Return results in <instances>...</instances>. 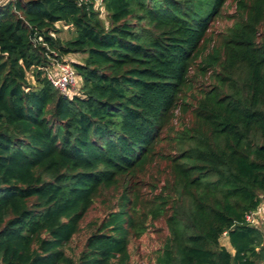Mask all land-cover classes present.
Instances as JSON below:
<instances>
[{"label": "trees", "instance_id": "16d2710c", "mask_svg": "<svg viewBox=\"0 0 264 264\" xmlns=\"http://www.w3.org/2000/svg\"><path fill=\"white\" fill-rule=\"evenodd\" d=\"M97 1L0 5V264H264V0Z\"/></svg>", "mask_w": 264, "mask_h": 264}, {"label": "built area", "instance_id": "2783aa9c", "mask_svg": "<svg viewBox=\"0 0 264 264\" xmlns=\"http://www.w3.org/2000/svg\"><path fill=\"white\" fill-rule=\"evenodd\" d=\"M8 0H1L0 5L4 4ZM45 74L49 82L54 88H56L63 96L70 97L75 94L77 74L68 62L56 61L52 62L51 66L45 69ZM263 210L259 207L255 212L247 214L245 217L246 222L257 227L258 217L261 216ZM226 236V234H224Z\"/></svg>", "mask_w": 264, "mask_h": 264}, {"label": "rangeland", "instance_id": "374dc122", "mask_svg": "<svg viewBox=\"0 0 264 264\" xmlns=\"http://www.w3.org/2000/svg\"><path fill=\"white\" fill-rule=\"evenodd\" d=\"M99 2L100 0L97 1V7L98 9L100 10L101 12V19L104 21V24L107 25V19H106V14L104 13V10H102V8L99 5ZM228 12L231 13L232 12V9H228ZM229 25V23L226 21V20H221V21H217L216 24H215V32H219V31H222L225 29V27H227ZM58 28H60V30H62L60 33H59V36L62 38V39H72L74 36H75V33L74 31H66V29L64 28L63 29V26L62 25H58ZM80 57L78 56H73V55H70L68 57H65L64 61L65 62H72V61H77L79 60ZM32 81V79H30ZM80 87V80L77 79L76 80V91L78 92V89ZM102 206L101 204L99 203V201H96V203L94 204L93 206V209L90 211V213L88 214V217L86 219V221H89L90 219H93V218H99L101 217L102 215ZM157 236L154 234V233H151L149 234L148 236H144L142 239H141V242H135L133 245H132V249L134 248V246H137V251L138 253H142V254H145L147 252V249L148 248H151L152 246H154L156 244V242H154L156 240ZM79 240H83V233L80 234L79 236ZM220 244L222 245H226L227 246V250L231 251L230 247L227 245L226 241L224 240L223 236L220 238ZM132 257L136 258V256L132 255Z\"/></svg>", "mask_w": 264, "mask_h": 264}, {"label": "crops", "instance_id": "0c3cea01", "mask_svg": "<svg viewBox=\"0 0 264 264\" xmlns=\"http://www.w3.org/2000/svg\"><path fill=\"white\" fill-rule=\"evenodd\" d=\"M260 207L262 208L263 212H262L261 216L258 217V220H257V221H258L257 228H258L259 230H261V231L264 233V203H262V204L260 205ZM223 238H224V240L226 241L227 245L229 246V243H228V239H227V237H226V236H223ZM222 245H223V244H222ZM223 246H224L226 249H228L226 245H223Z\"/></svg>", "mask_w": 264, "mask_h": 264}, {"label": "water", "instance_id": "95a60500", "mask_svg": "<svg viewBox=\"0 0 264 264\" xmlns=\"http://www.w3.org/2000/svg\"><path fill=\"white\" fill-rule=\"evenodd\" d=\"M227 236V235H226Z\"/></svg>", "mask_w": 264, "mask_h": 264}]
</instances>
